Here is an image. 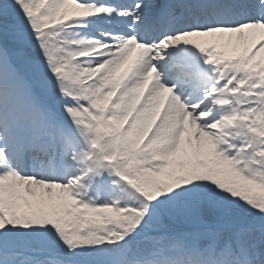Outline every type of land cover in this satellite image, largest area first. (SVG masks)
<instances>
[{"label": "snow or ice", "instance_id": "6c2138e0", "mask_svg": "<svg viewBox=\"0 0 264 264\" xmlns=\"http://www.w3.org/2000/svg\"><path fill=\"white\" fill-rule=\"evenodd\" d=\"M0 264H264V0H0Z\"/></svg>", "mask_w": 264, "mask_h": 264}]
</instances>
